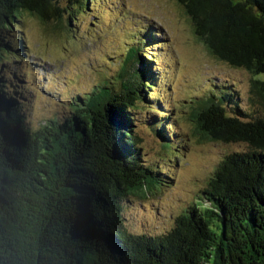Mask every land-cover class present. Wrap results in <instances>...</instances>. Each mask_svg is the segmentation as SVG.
<instances>
[{
    "label": "trees",
    "instance_id": "obj_1",
    "mask_svg": "<svg viewBox=\"0 0 264 264\" xmlns=\"http://www.w3.org/2000/svg\"><path fill=\"white\" fill-rule=\"evenodd\" d=\"M177 1L207 50L251 75L247 106L235 89H208L190 112L193 134L245 149L221 159L169 230L131 232L125 199L164 186L163 169L143 162L134 121L159 81L153 55L131 49L115 79L36 130L0 84V264H264V0ZM64 12L54 0H0V66L13 50L5 32L23 13L47 22ZM150 113L147 123L158 122ZM164 124L154 131L163 148L178 152Z\"/></svg>",
    "mask_w": 264,
    "mask_h": 264
},
{
    "label": "rangeland",
    "instance_id": "obj_2",
    "mask_svg": "<svg viewBox=\"0 0 264 264\" xmlns=\"http://www.w3.org/2000/svg\"><path fill=\"white\" fill-rule=\"evenodd\" d=\"M54 1L67 13L61 20L41 22L23 13L5 32L13 50L0 66L4 95L16 102L26 125L36 130L50 118L66 116L71 100L89 94L105 78L115 79L131 49L153 55L155 60L148 59L154 61L151 68L159 81L149 93L154 92L153 101L136 106L134 121L143 162L163 169L164 186L142 200L126 198L123 220L131 232L162 234L198 199L221 159L245 149L200 141L193 134L190 112L211 86L235 89L247 106L251 75L207 50L177 0H90L76 8L68 0ZM146 34L151 42H144ZM139 56L136 63L134 58L129 61L132 69L139 66ZM151 111L156 121H165L169 135L175 132L172 148L178 152L163 148L153 128L158 122L147 123ZM164 114L168 117L160 116Z\"/></svg>",
    "mask_w": 264,
    "mask_h": 264
}]
</instances>
